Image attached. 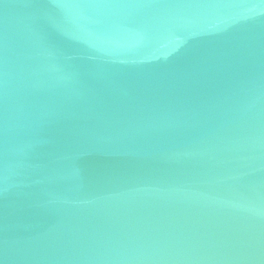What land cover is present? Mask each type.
Here are the masks:
<instances>
[{"label":"water","instance_id":"obj_1","mask_svg":"<svg viewBox=\"0 0 264 264\" xmlns=\"http://www.w3.org/2000/svg\"><path fill=\"white\" fill-rule=\"evenodd\" d=\"M0 264H264V0H0Z\"/></svg>","mask_w":264,"mask_h":264}]
</instances>
